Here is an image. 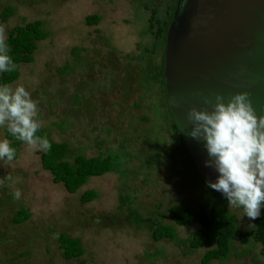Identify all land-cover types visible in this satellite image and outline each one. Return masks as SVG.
I'll list each match as a JSON object with an SVG mask.
<instances>
[{"label":"rangeland","instance_id":"obj_1","mask_svg":"<svg viewBox=\"0 0 264 264\" xmlns=\"http://www.w3.org/2000/svg\"><path fill=\"white\" fill-rule=\"evenodd\" d=\"M173 1L0 0V11L6 5L12 8L0 21L7 32L35 19L47 32L35 42L32 60L18 64V76L10 84L23 85L37 101L42 127L53 140L67 145V159L75 153L115 155L114 171L88 177L73 193L52 181L36 150L25 142L12 162L0 161V178H19V183L9 186L5 181L0 188V264H199L206 249L190 250L151 236L160 221L172 225L178 239L186 238L195 225L172 224L168 208L195 204L199 194L200 200L236 217L239 229L254 226L251 218L241 217V208H228L223 195L206 190L180 151H171L172 135L159 130L156 85L150 90L137 86L144 80L138 65L123 69L126 59L120 55L135 54L137 43L147 41L139 34L149 11ZM91 14L98 15L97 24L86 23ZM107 63L114 67L110 72ZM5 129L0 127V140L7 139ZM177 170L176 185L171 172ZM17 188L22 193L19 200L12 195ZM85 189L94 190L96 197L82 203L79 195ZM20 207L29 216L14 223L11 218ZM131 213L141 217L140 223L128 220ZM260 214L264 215L262 206ZM60 232L79 240L80 256L63 257ZM233 241L226 259L208 264H264L260 244Z\"/></svg>","mask_w":264,"mask_h":264},{"label":"trees","instance_id":"obj_2","mask_svg":"<svg viewBox=\"0 0 264 264\" xmlns=\"http://www.w3.org/2000/svg\"><path fill=\"white\" fill-rule=\"evenodd\" d=\"M176 4L177 0H174L171 6L162 7L160 10L156 7L152 8L148 13L143 30L139 34L148 37L147 41L143 45L137 43V52L135 54H124L120 56L126 59V63L123 66L124 70L132 65H138L141 68V74L144 76V80L141 81V84L137 85L139 88L142 86L144 90H150L151 86L156 85V101L158 110H160L162 115L159 118L161 123L159 130H165L166 132L164 131V133L172 135L170 136L175 146L171 151L176 153L180 151L185 158L186 165L194 172L195 176L197 175L206 190L208 189L210 193L216 195L218 193L209 188L207 183L199 175L181 137L180 131L175 124L166 100L165 78L163 75L165 38ZM11 12V6H4L0 11V21L4 22ZM85 20L88 25H93L98 23L99 17L96 14H91L87 15ZM41 26L42 21L35 19L15 25L7 32V43L10 47L9 55L16 64V68L12 72L0 73V84H10L13 82L18 76V64L29 63L32 60L35 42L47 36V32ZM72 53L75 57H79L75 48L72 49ZM107 65L108 63L106 64V67H108L106 72H110V68L114 69L112 64L110 66ZM111 87L112 89H117L115 86ZM74 98L73 100L75 102ZM134 106L138 107L139 105L136 102ZM37 135L42 137L46 136L51 144L50 151H36L39 155L41 167L51 174L54 183H61L67 193L75 192L90 176H98L114 171L115 155L113 156L107 153L105 155L86 156L82 153H75L70 159H67L68 148L64 142L53 140L47 129L43 127L38 130ZM5 137L11 141L10 146L16 150L17 155L20 144L23 141L13 137L7 129H5ZM119 146H124V144L120 143ZM147 160L144 159L143 162ZM171 173L175 175L177 185L179 171L177 170ZM200 196V194L198 197L195 196L197 197L195 204L190 202L173 204L168 208L171 220L173 221L172 224L195 225L194 230L186 238L178 239L174 227L170 224L161 223L160 221L151 229L152 238L154 240L169 239L176 246L186 245L190 250L198 247L206 249L200 257L199 264H208L212 259H226L230 251L232 252L231 240H234L233 243L238 242L241 244L258 243L260 244L261 251L264 253L263 214H260L256 219H252L254 226L251 229L242 230L236 226V217L230 216L224 209L213 202L200 200ZM95 197L96 192L94 190L85 189L79 195V200L82 203H86ZM127 202L129 201L127 200ZM261 206L264 209V203ZM28 216L29 211L26 208L20 207L11 219L12 222L16 223L26 220ZM128 220L138 224L141 221V217L136 213H131ZM57 241L65 259L78 257L83 252L79 240L75 237L68 236L64 232L58 233Z\"/></svg>","mask_w":264,"mask_h":264},{"label":"water","instance_id":"obj_3","mask_svg":"<svg viewBox=\"0 0 264 264\" xmlns=\"http://www.w3.org/2000/svg\"><path fill=\"white\" fill-rule=\"evenodd\" d=\"M163 75L168 107L189 155L201 178L215 182L218 172L205 166L203 142L187 135L186 113L193 106L208 108L203 96L246 91L257 115L264 114V0H177L166 31Z\"/></svg>","mask_w":264,"mask_h":264},{"label":"clouds","instance_id":"obj_4","mask_svg":"<svg viewBox=\"0 0 264 264\" xmlns=\"http://www.w3.org/2000/svg\"><path fill=\"white\" fill-rule=\"evenodd\" d=\"M7 39V28L0 24V73L16 68ZM202 101L209 107H191L186 119L187 135L202 141L206 149L205 166L218 172L215 182L208 181L207 186L223 194L228 208H241V217L256 219L264 203V114L257 115L246 91L228 96L215 93L203 96ZM38 117V103L23 85L0 84V127L31 149L47 152L51 144L46 136L37 135L42 127ZM10 144L8 139L0 140V161H13L16 150ZM5 181L11 186L19 178L7 174L0 178V188ZM12 195L19 200L21 190L17 188Z\"/></svg>","mask_w":264,"mask_h":264}]
</instances>
